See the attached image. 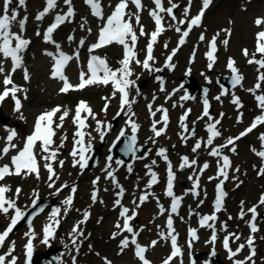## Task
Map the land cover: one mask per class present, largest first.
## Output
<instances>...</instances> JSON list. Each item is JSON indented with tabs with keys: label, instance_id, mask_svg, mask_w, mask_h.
<instances>
[{
	"label": "snow or ice",
	"instance_id": "6c2138e0",
	"mask_svg": "<svg viewBox=\"0 0 264 264\" xmlns=\"http://www.w3.org/2000/svg\"><path fill=\"white\" fill-rule=\"evenodd\" d=\"M85 4L89 6L91 15L98 20L102 21V25L99 28V33L97 37V41L91 44L88 47L89 53L95 52V50L110 45L112 43L119 44L123 46V58L118 61L119 67L113 69L106 61L105 58H101L97 55H90L87 61V71L81 69L79 71V83L77 85H72L69 82L68 77L64 73V69L68 66L69 62L73 59L77 60L79 64L80 53L77 50L73 55H68L64 51L61 50V45L56 43L53 39V33L65 22H71L72 18L75 16V10L72 5V0H63V3L67 6L66 11L55 12L53 21L49 24V26L44 30L41 34L39 30L36 31L37 36L43 37V41L45 43L53 44L56 51H45L44 54L50 57L53 60V65L50 69V79H57L62 82V87L59 89L61 94H66L70 90H82L86 86L89 85H104L107 86L111 83L113 88V93L109 97H103L106 101L102 111L107 112L110 100L116 96L117 93L120 95V108L117 112V116L120 114H124L127 116L125 121L126 125L131 129V135H127L126 129H121L117 140L121 137H127V142L124 145V151L126 153H130L133 157H135L136 152L139 150V146L137 143V133L140 129V125L135 121V112L132 109V105L136 103V99L130 98L129 88L134 87L136 81L132 80L131 77L134 75L133 70L131 68L132 62H135L138 66H141L143 69L149 72H161L164 68L173 70L175 65L172 63L173 57L176 55L179 47L184 45L189 37L191 31L194 27H201L202 18L204 16L205 11L208 9L212 0H202V7L200 8L198 14L191 17L190 10L192 5V0H188L187 6L181 9L182 19H178L175 9L180 8L181 6L177 3H174L173 0H168L169 7L165 8L163 6L162 0H152L154 4L153 9H149V16L152 18L155 24V30L150 34L146 33L144 30V26L140 23L141 11L144 10V5L142 4V0H118V2L110 7H113V10L107 17L104 15V6L102 4V0H84ZM18 8H26V0H17ZM13 4V0H2V5H0V57L3 60H10L11 69L5 74V67L3 60H0V75L4 76L3 79V91H0V103H3L6 98L9 96L14 102V112L19 113L20 120H25L26 118L23 115L22 109L24 107L22 103V99L18 96V93H23V100H27V89L22 86L16 85L13 81V75L17 72V70L23 71V78L25 82L30 80V74L27 67L24 64V53L28 50L31 41L29 39L24 38L25 26L28 21V16L25 15L23 18L18 19L19 11L17 7H12L10 11V6ZM129 4L135 6L136 11H129ZM59 6L58 0H45V6L41 11H39L35 17L37 21H42L45 16H47L50 12L55 11ZM163 13H166L168 17H170L172 23L169 25V28H174L175 31L179 34L180 39L178 40L177 48L173 49L172 52L167 56L166 61L163 65V68H156L153 65L156 63L155 57L153 55L154 45L157 43L158 37L164 32L169 30L164 26V16ZM133 19L135 21V26L139 27V36L150 35V39L146 45V56L143 61H140L136 57V45L138 41V35L133 25ZM18 24L19 31L13 32L12 26L13 23ZM86 23V21H85ZM187 24V28L184 29L183 26ZM255 24L259 27L261 24H264V18L258 17L255 20ZM81 29H83L84 25H80ZM88 33L91 34V29H87ZM227 36L231 35L230 29L223 30ZM219 33L212 36V38L208 41V50L206 51V59L208 61L207 68L209 71L212 70L214 64L216 63L217 57V37ZM69 41L73 40V37L69 36ZM199 40L201 42L205 41V35L202 32L199 36ZM228 39H224L222 43L227 47ZM85 45V40L82 38L79 41L78 48H82ZM167 43H165L164 47L167 48ZM195 48L193 49L192 56L190 58V63L195 59ZM243 55L247 58L249 57V52L247 49L242 50ZM260 55L261 58L257 59L256 56ZM151 62V63H150ZM248 63L257 65V82L250 89H247L249 93H251L255 100L257 101V107L261 110V115H258L254 118L249 127H247L244 131H242L239 135L235 137H228L225 143L221 145L214 146V140L222 135L220 130L218 129V125L221 123L223 119V113L220 114V118H214L210 114V104L207 99L208 89H204V100H203V111L200 116L197 117L196 121L189 122V116L191 113V109H185L183 114L179 117V127L181 129L178 135L180 136L181 141L186 145L189 139H193L196 137V123L200 120L205 121V131L207 133V138H197L195 139V143L191 149L192 153H198V151L203 147L208 151V155L217 158V174L214 177H209V180L216 179L218 181L216 185V196L213 203V211L211 214L200 215L198 212H192L190 210L191 215L199 216V227L200 228H208L211 230L210 239L207 243L213 245L212 255L215 256V243L218 239L217 233L218 231H223L225 233L223 237V247L228 253L229 260L233 261V264H255V260L253 259L256 256V250L254 247V235L259 229L256 225V219L259 216L257 209L260 206H264V193L261 194L259 201L257 204L248 208L245 211L244 202H240V211L238 213V219L244 220L245 216L250 214V219L246 222L247 226L250 229V235L248 236L246 243H241L238 247L233 250L230 247V241L236 242L241 239L240 234L236 232H228L227 223L221 222L219 229L216 227V222L218 221V213L221 211H226L224 207V201L227 196V192L224 189V184L229 179V170L232 168L231 160L228 155H224V149H229L232 153L236 152V141L240 140L244 136H247L249 133L253 132L259 125L264 124V94H257L261 90V84L264 83V31H260L256 35V50L251 54V58L248 59ZM227 69L231 73L230 83L231 88L235 89L237 86H240L243 81V76L239 74L238 69L235 67V61L230 57L228 59ZM191 69L188 70L186 74H190ZM201 75L205 76V81L209 84L212 83L211 79L201 73ZM139 79V77H137ZM157 80L160 82V91H165L164 81L157 77ZM217 84H219V79H217ZM9 85L11 87H9ZM183 88V85L180 86ZM180 88L174 89L171 93L166 95L167 100L171 99L173 95ZM230 89L224 88L221 86V91L219 95L215 96L214 99L217 101L221 100L222 96L228 95ZM137 94H139V89H137ZM192 99L189 94L185 93L180 97L181 101H186ZM156 100V97L153 96V103L148 104V111L150 117H152V123L150 127V131L153 133L149 139L153 144L156 143V139L161 135L165 134L169 124V114L168 109L164 108L162 105L153 109V104ZM231 102L237 106V108L243 107L238 97L234 94L232 95ZM183 108V104L179 105ZM173 108L177 107V104L172 105ZM70 109L64 108L60 105H57L54 108L45 110L41 112L36 118L33 126V131L28 134L23 142V147H19L17 144L13 143L15 139L18 138V132L16 129H6L7 135L6 137H2L0 139L4 140V146L0 149V160H3L10 151L15 150L16 154L11 156V163L3 164L0 166V181L4 180L6 176L16 175L20 176L22 173L25 175L35 174L36 178H40V164L37 159V156L41 160L44 161L43 167L48 172V187L55 188V180L59 179L57 175L54 164H59L62 168L64 166V160L59 159L60 149L65 146V142L67 141V135L60 136V143L56 144L54 137L57 136V132L59 129L64 127L65 120L69 117ZM60 115L57 117V114ZM157 113H160V119H155ZM86 114V115H82ZM242 116V114H241ZM91 118L95 121L96 127L94 131L99 135L101 142H104L105 136L108 134V131L111 129V125L105 121L97 119V114L92 110V108L85 101H80L75 107L74 115L72 117V123L75 126V131L73 133V147L69 152V155L72 157L73 167H79L82 171L86 169L89 165V160H91V152L93 150L92 141L95 137L92 136V133L86 131L91 127L90 124L87 123V120ZM58 120V122H57ZM241 120L238 117L237 123H240ZM189 123H191L192 127H189ZM158 125H162V127H158ZM87 138V139H86ZM258 139L261 142V150H257L255 147H252L253 153L259 157L262 162H264V133H261ZM39 144V147L37 145ZM231 146V147H229ZM175 147V146H173ZM111 151V148L109 149ZM157 156L161 157L166 165H167V179H166V187L164 191V195L170 198L171 203L169 208H165L163 204L160 203L159 197L155 195L154 192L151 191L154 185L159 183L158 175L155 171H153V166L156 164V161L153 160L150 165H146L145 167L148 169L146 175L150 178L148 179L145 189L142 193L135 197L132 200V204L134 207L129 209L121 204V199L124 195V188L118 183L116 176L114 175L115 169H113V158L109 155L107 159V163L103 171L106 173V178L111 179L115 187L119 190L116 195L117 199L114 201V205L119 207L121 210L119 212L120 218L123 220V224L118 221L115 224V228L118 229L117 232L112 234V238L115 239L118 235H123L124 232L130 234L131 239L128 236H124V238L120 241L119 248L120 253L122 254L125 249L129 247V245L134 246V255L141 262V264H151V262L146 259V252L151 247H155L159 241L153 240L149 246H142L138 243V236L140 231H143L141 228L139 231L134 230L131 221H133L138 216V209L143 206L149 200V197H152L156 200L158 214L163 216L167 212V219L165 223V227L167 232L160 229V226H157L158 235L161 240L170 241L171 252L170 255L164 260L163 264H171V261L174 258H180V264H183V251L181 247L178 245V235L175 234L176 230L174 228L173 216L179 215V207L181 206V202L183 200V196H177L174 192V182L176 180V172L173 170V164L169 160L167 155V149L161 147L157 150ZM115 164L123 165V161L116 160ZM209 164L204 162L202 166L197 165V159H190L187 155L181 156V162L178 167V171H183L185 168L193 169L192 174L188 177L190 181H192V188L189 190L193 197H198L200 195V177L205 170H207ZM255 168V166H253ZM127 170L129 173L132 172L131 164L127 165ZM234 171L239 172V169L236 168ZM258 175H264V165H262L257 170ZM235 179V177H234ZM99 182V177H97L93 181L94 190L91 194V200L94 203L97 202L98 191L95 190L96 184ZM242 183V182H241ZM237 187L240 185L237 184ZM69 185L64 184L60 188L56 189V194H59L64 190V188H68ZM11 191L5 185H0V214L9 217V224L7 227L0 231V248H3L6 240L9 235L13 232L16 226L19 224L21 220L25 218L28 214L26 210L21 209L17 206L16 199L6 198V193ZM77 188L75 186L71 187V193L73 195H69L62 201V205L64 206V214H67V211L70 210L71 205L73 203V197ZM107 191V189H105ZM21 189L17 188L15 191L16 198L19 197ZM188 193L186 192L185 195ZM103 203V201H100ZM203 204V200H200L197 204V207H200ZM36 200H33L32 207H35ZM13 212L11 216L9 213ZM43 211V209H41ZM131 212V215L129 213ZM61 215V208L56 207L53 208L51 214L48 217L49 223L43 227V240L42 243L47 245L49 240L54 237L56 232V228L60 224V220L58 217ZM90 216V212L85 211L83 213V219L79 221L72 228V243L73 245L77 244L76 237L83 236V231L80 229V225L86 223L87 219ZM233 217L231 215L228 216V219L231 220ZM183 219V218H182ZM30 231L26 233L27 242L25 245V264H31L33 252H34V244L33 241L36 237L35 231L32 230V221H28ZM199 239L198 230L195 228L189 227L188 229V248L189 252L193 247V243ZM247 247L249 249V254L244 260H235L234 257L238 256L240 252ZM79 249L77 248V251ZM15 251V242L12 241L7 251L4 254H0V264H17V257L13 255ZM11 259H8V258ZM75 264V261H73ZM104 264H111V261H108L105 258ZM192 264H195V261H192Z\"/></svg>",
	"mask_w": 264,
	"mask_h": 264
},
{
	"label": "rangeland",
	"instance_id": "374dc122",
	"mask_svg": "<svg viewBox=\"0 0 264 264\" xmlns=\"http://www.w3.org/2000/svg\"><path fill=\"white\" fill-rule=\"evenodd\" d=\"M45 0H30L29 6L32 10H38L42 8L43 3ZM76 1V0H75ZM165 4V8L169 7L168 0H163ZM114 0H104L105 7L108 8L110 4H112ZM174 3L179 4L181 7L175 9L176 15L178 19H182L181 15V9L188 4V0H173ZM202 5V0H192L191 10H190V16H193L196 11L199 9V7ZM154 4L151 2L148 9L153 8ZM85 11V13H84ZM76 12L79 15L78 23L75 27L67 28L65 31L60 32L62 36L66 35L67 32H70V30H76L77 33L80 35L78 37L79 39L84 38L85 36L94 35V31L98 28L97 25L94 26L95 21L91 22L88 11L86 13V10L81 6L78 5V2L76 1ZM135 12V11H131ZM259 15H262L260 5L257 3V0H217L214 5L212 11L208 14V16L205 18L204 22H202L201 27H196L193 31H191L189 37L187 38L186 43L182 46L180 49V53L177 56V58L174 60V65L176 66V69L174 72L170 71L169 69H164V73L168 75V88L180 84V78L185 76L186 72V66L187 65V58L189 53L192 51V49L198 45L201 41L199 40L200 33H204L210 37L213 35L219 33V36L217 39L219 40V43L222 47L221 49V61L219 64H217L215 67L212 68L211 71L207 68V63L202 62L201 56H199V61L197 62L194 72L192 73L193 80L198 83L199 86H206L209 87V97H211L213 104H214V110L225 113L226 116L229 118L222 119L221 123L219 124L221 130L225 129L227 127V135L228 137L234 136L236 133H238L245 125H247L249 122H244L248 116L251 110H253V113L250 114V116L254 115H261V110L257 107V101L255 98H253V95L247 91V89H250L254 86V84L257 82V65L246 64V61L248 62L249 57H251V54L254 53V41L256 40V35L258 32L262 31L263 29H257L255 25V18ZM141 21L140 23L144 26V30L146 33L150 34L152 31L155 30V26L151 25V18L148 16L147 12L140 14ZM164 16L167 19V28H169V25L172 23L170 17L167 16L166 13H164ZM86 21V23H85ZM83 24L84 27L81 29L80 25ZM133 25L135 27V30L138 35V41L139 43L136 45V57L140 61H143L146 54V45L148 43V40L150 39V35L145 36H139V27L135 26V21L133 19ZM91 29V34L88 33L87 29ZM184 29L187 28V24L183 26ZM224 29H230L231 36L228 37L226 33L223 31ZM180 39L179 34L175 31L174 28H169L162 37H158L157 43L154 45L156 46V56L155 60L156 63L153 65V67L156 68H163V65L166 61V54L169 51H172L173 49L177 48L178 46V40ZM224 39H228V45L225 47V45L222 43ZM78 40L76 41V45L78 44ZM165 43H167V48L164 47ZM201 45V44H200ZM153 46V47H154ZM248 47L252 49V53H250L249 57H244L242 55V48ZM138 48V49H137ZM123 49L118 50V48H112L107 53L108 56H110L111 62L110 65L113 69L118 68L120 65L118 63L119 60L123 58ZM233 55L234 60H238V66H239V72L243 75V83L242 85L233 90H230L228 96L229 98L232 97L233 94L239 95L242 98V101H244L245 107L242 110L245 114L243 117H239L237 115L234 120L237 123L238 117L240 118L241 122L237 123L239 126L238 129L234 130L232 128V125L230 124L231 114L228 112L231 108L230 105V99H225L224 102L217 101L214 99L215 96L219 95L220 89L216 86L217 79H220L229 73L226 69V62L227 57ZM259 57L258 59H260ZM0 60H3L2 57H0ZM29 60L32 64V81L30 84L25 83L22 81V85L16 83L19 86H22L23 88L27 89V100H23V93L20 96L22 99V103L24 105L22 112L25 120H20L19 113L14 112V102L11 99L9 104H11L13 107H11L9 104H6L2 108V113L4 117L9 119L8 125H3L0 127V138L6 137L7 132L6 129L8 128H17L18 131V138L17 140L22 136H27L33 131V126L35 122V118L43 111L51 109L56 107L57 105H60L64 108L70 109L69 117L64 122V127L62 129H59L57 132V136L54 137L55 143H60V136L67 135L68 139L65 142V146L60 149V155L59 159L64 160V166L61 168L59 164H54L55 171L57 175L59 176L58 180H55V188H49L48 187V172L46 169H44L43 164L44 161L37 156V159L40 164V178L37 179L36 175L29 174L25 175L22 173L20 176L11 175L8 176L5 181H0V185H5L8 188L11 189L7 194H9V197L12 199H16L17 206L20 207L23 210H26L28 207H30L33 204V200L37 198H44L49 199L52 197L58 198V206L61 208L62 211V201L67 198L69 188H64L62 192L59 194H56V189L60 188L62 185H74L75 187H78V190L75 192V198L77 199L75 202V208L74 210H71L68 214V218L66 219V216L63 213L62 219L65 220L67 223L64 225L63 229L60 231L58 238L55 240L53 249H52V255L54 254H61L62 258L59 260L62 263L69 262L70 264H73V261L77 262L78 264H104L102 262L103 258H108L109 261H111V264H126L129 263L128 257L126 253H129L128 249L124 250L123 253H120L119 244L120 241L118 238H122L124 236H128L129 239H131V236L129 233L124 232L123 235H118L115 239L112 238V234L114 232H117L118 229L115 228V224L117 222H114L116 219V214L114 213L112 206H114V201L118 198L116 193L119 191L113 182H111L110 185H108V189L110 190V186L114 185L113 189L110 191H102L100 187H104L106 184L103 180L102 182L99 179V182L95 186V190L98 191L97 195V202L93 204L91 200V194L94 190L93 187V181L97 178L96 176L99 175L102 169L105 168L107 163V155L110 147L113 145V142L116 140V138L119 135L120 130L127 129L128 126L126 125V116L124 114H120L117 116V112L120 108V95L119 93L116 94L114 98L110 100L109 107L107 112H103L102 109L106 103V101L103 99V97H109L113 93V88L111 84H108L107 86L104 85H90L86 86L83 90H73L71 92H68L66 94L58 93V90L61 88L59 84L52 82L48 77V71L49 67H47L48 61L41 56V53L39 52L38 48L36 47L34 51L30 52L29 54ZM4 67L6 65V60H3ZM80 65H76V70H78ZM83 68H86V65L83 64ZM131 68L134 73V81H136L137 85H139L141 82L145 81L146 84L144 86V89L142 93L137 97V90H136V84L134 87H131L132 94L130 95V98H135L136 103L132 109L135 112V121L138 123L139 121L142 124V133L139 137L140 143L147 144L148 145V153L149 156L141 160L140 162H137V167L132 168V172L129 173L127 170V166H125V170L123 172L124 178H122V174L120 172H117L118 165L115 164V161L112 164L113 169H115L114 175L116 176V179L118 183L124 188V190L130 186V192H129V198L132 197V200L134 199L133 196L137 193L135 192L136 184L143 183V179L146 173V170L144 168L145 164H151L153 160L156 161V164L153 166V169L161 170L162 166H164L165 161L161 160L159 156L156 155L158 148H166L167 154H169L173 160H175L179 166L180 164V136L178 133H180L181 129L176 124V116L179 115V113H182L183 110L189 106V102H185L183 108L180 107L178 104L177 107H175V111L172 113L171 121L167 128V135L157 138L156 143L153 144L152 141L149 139V137L152 136V134L149 131V127L151 125L150 120L147 117L146 111L147 105L149 101H153V96L156 97V101H160L161 99L164 100V95L159 94V88H158V80H157V73L159 72H149L145 69H143L141 66H138L135 62H132ZM261 71H264L262 69ZM8 68L5 71V74H7ZM164 73H160L161 77H164ZM201 73H204L207 75L212 83L209 84L205 81V76L201 75ZM159 74V75H160ZM165 75V76H166ZM139 77V79H137ZM77 81V76L74 77ZM133 78V77H132ZM4 76L0 75V83L3 82ZM17 82V81H16ZM78 82V81H77ZM261 94H264V83L261 84V90L259 91ZM257 92V93H259ZM162 93V91H161ZM11 97H9L10 99ZM8 99V100H9ZM80 101H85L87 104L92 108V110L97 114V119H100L102 121L107 122L110 125H113L115 122V119H117V126L115 130H113L109 135H106L104 138V142H101L99 135L94 131L96 127V123L94 120L89 118L87 120V123L91 125L90 128H88L86 131H89L92 133V136L95 137V139L92 141L93 149L100 147L102 144L103 149L100 155H102L100 165L98 166V169H92L87 172H83L78 166L73 167L72 163V157L69 155V152L72 150L73 147V133L75 131V126L72 123V117L74 115L75 107ZM178 101V100H177ZM162 102V101H161ZM146 105V106H145ZM171 107V106H170ZM60 115V113L57 114V117ZM86 115V114H82ZM171 115V114H170ZM196 118L199 116L198 112H194V115ZM121 117V118H120ZM58 122V120H57ZM244 122V123H243ZM200 124H204V120L200 121ZM191 125V123H190ZM205 131V128L204 130ZM204 139L207 138L206 135H202ZM87 139V138H86ZM3 141V139H0V142ZM19 146V144H18ZM175 146V147H173ZM249 140L246 141V143L241 146V149L236 152V160L244 166V168L241 170L240 176H238V180L236 182V185L239 184L238 191H234L231 199L228 201L227 204V210L229 213H233L234 216L236 212L240 211V204H238L239 200L244 201V208L257 204L259 201V198L261 196V191L264 188V179L258 180L256 175V170L254 167H252L253 163L255 162V159L251 156L250 149L249 148ZM248 160V162H247ZM6 164H9V162L6 160ZM255 164V167L260 165L259 161H257ZM10 165V164H9ZM250 165L248 168L247 166ZM237 167V165H236ZM104 173V172H103ZM233 176L236 178L237 173L232 172ZM134 174V175H133ZM129 176H133V181H129ZM184 174L181 173L180 175V181L183 180ZM131 179V178H130ZM79 182L80 185L77 183ZM242 182V183H241ZM105 187V188H106ZM21 189L20 195L18 198L15 196L16 189ZM58 196V197H57ZM250 196V199L248 198ZM6 196V198H9ZM127 197L126 195H123L122 199H125ZM135 197V196H134ZM130 200V201H132ZM100 201H103V203H100ZM56 202V201H55ZM249 204V205H248ZM148 209H151L146 216L141 215L140 216V225L143 228V231L140 232L138 236V241L140 242V245H150L151 241L156 240L158 238V234L155 235L157 229V223L159 219H157L156 211H153L152 205L147 206ZM77 210V211H76ZM85 211L90 212V215L92 218L90 220H87L86 223H83L80 225V229L83 231V238L87 241L90 240L88 243H86L85 248L81 250V253H77L75 251V247L81 246L79 242H77L76 245H73L72 243V231L70 230L73 225L77 224L79 221L83 219V213ZM257 211L261 214L262 211H264V208L259 207ZM14 214L10 211L9 216ZM47 223L46 220L42 219L40 220L35 226H37V233H41V228L44 227L43 225ZM90 223L93 234H87L85 235L86 229L85 226ZM261 223V219H260ZM264 223V219H262V224ZM9 224V217L5 216L3 214H0V231H3L7 225ZM261 226V225H260ZM137 227V226H136ZM136 227H134V230L139 231ZM264 227V226H263ZM161 230H163L162 227H160ZM26 233H28V230L26 228H21L17 232H15L10 242L5 244L4 247H6V250L2 252L4 254L8 247L10 246V243L12 241L15 242V248H18V245L20 246V251L25 247V240H26ZM91 236L90 239H88ZM81 236H77L76 240L78 241ZM44 244L42 243V240H39L38 242V250L39 253L42 254V250H44ZM87 247V248H86ZM161 244H157L155 247L151 248V257L152 261L155 264H163L164 260L166 259V255L163 256L161 249ZM260 261L264 259V233L260 236V243H258V250H260ZM163 248V247H162ZM207 251L208 253H204V259L210 256L211 251H213V248L209 245H207V240L201 239V243L199 244L198 251ZM1 251V250H0ZM197 249H194L192 252H189L186 250V255H191L192 253L196 252ZM222 253V252H221ZM170 255V254H169ZM219 255V254H218ZM132 264H140L137 261L133 260V253L130 256ZM204 259H202L204 263ZM226 264H233L230 260H226L223 258ZM218 260L221 261L220 255L218 256ZM198 263L200 264L201 261L199 260ZM59 264V263H58ZM171 264H180L177 261H172Z\"/></svg>",
	"mask_w": 264,
	"mask_h": 264
},
{
	"label": "water",
	"instance_id": "95a60500",
	"mask_svg": "<svg viewBox=\"0 0 264 264\" xmlns=\"http://www.w3.org/2000/svg\"><path fill=\"white\" fill-rule=\"evenodd\" d=\"M223 83H225V82H223ZM223 83L220 82L219 83L220 86H223L224 88H228V86L226 84H223ZM0 114H1V112H0ZM126 142H127L126 139L125 140L121 139V140H118L115 143V145H114V147L112 148V151H111L112 158H116L117 160H120V161H125V160H128L130 157H133L130 153H126L124 151V145H125ZM142 150H143V148L142 147H139V150L136 152L134 159H140L142 157V152H143ZM100 151H101V149L100 150H97L96 155L93 156V159L91 160L88 168H91L92 166H94L98 162L99 156H100ZM29 212H30V214H29V220H32L33 219V216L35 214V211L33 210V211H29ZM29 220L23 221L19 225V227L21 225H23V224H27ZM47 257H48L47 255H42L40 258H36V263L35 264H38L39 262H41L43 259H45ZM56 262L57 261L54 260V261H52V262L50 261L49 263H46V264H56Z\"/></svg>",
	"mask_w": 264,
	"mask_h": 264
},
{
	"label": "bare ground",
	"instance_id": "6f19581e",
	"mask_svg": "<svg viewBox=\"0 0 264 264\" xmlns=\"http://www.w3.org/2000/svg\"><path fill=\"white\" fill-rule=\"evenodd\" d=\"M1 109H2V107H1Z\"/></svg>",
	"mask_w": 264,
	"mask_h": 264
}]
</instances>
